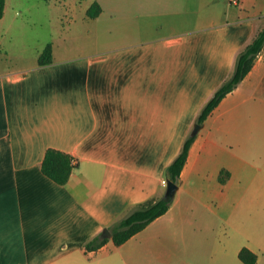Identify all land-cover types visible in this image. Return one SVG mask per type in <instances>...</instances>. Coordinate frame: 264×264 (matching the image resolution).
<instances>
[{"label":"crops","instance_id":"1","mask_svg":"<svg viewBox=\"0 0 264 264\" xmlns=\"http://www.w3.org/2000/svg\"><path fill=\"white\" fill-rule=\"evenodd\" d=\"M107 1H94L97 18L87 15L94 2L85 6L95 29L84 47L53 43V62L40 66L45 48L28 59L9 45L24 11L10 12L6 0L0 264H244L245 247L262 264L264 49L197 134L169 211L120 246L108 238L86 251L137 205L165 195L167 167L264 27L258 0ZM48 149L77 161L66 185L42 172Z\"/></svg>","mask_w":264,"mask_h":264},{"label":"trees","instance_id":"2","mask_svg":"<svg viewBox=\"0 0 264 264\" xmlns=\"http://www.w3.org/2000/svg\"><path fill=\"white\" fill-rule=\"evenodd\" d=\"M6 0H0V21L5 13ZM102 11L98 2H94L87 11L90 18H97ZM264 49V27L257 34L254 40L248 44L237 56L235 67L232 75L226 79L223 84L215 91L210 100L199 113L196 124L204 125L208 117L219 106L222 100L231 92H233L239 84L252 71L257 58ZM53 62V47L49 44L39 57V65L44 66ZM197 135L191 134L185 140L181 152L173 160L166 169V176L177 185L181 183V174L188 161L189 153ZM78 168V163L75 158L63 151L57 149H48L44 160L41 164L42 172L58 183L66 185L73 172ZM230 176L229 172L223 170L220 180L225 182ZM172 198H151L137 205L134 210L126 217L115 222L109 230L112 233L113 242L120 246L131 239L134 235L144 230L148 225L159 217L165 215L172 203ZM109 241L108 238H103L97 235L85 244L86 251L97 250ZM240 260L244 264H256L257 255L248 248H243L239 254Z\"/></svg>","mask_w":264,"mask_h":264},{"label":"rangeland","instance_id":"3","mask_svg":"<svg viewBox=\"0 0 264 264\" xmlns=\"http://www.w3.org/2000/svg\"><path fill=\"white\" fill-rule=\"evenodd\" d=\"M95 0H8L9 11L12 6L22 9L24 14L9 26L13 30L14 41L10 46L16 52L21 49L28 51V59L33 58L38 50L49 44H57L65 49H78L86 44L89 32L95 29L94 24H88L85 6ZM105 5L108 2L103 0ZM254 13L264 8L263 0H258ZM107 17V16H105ZM8 25L10 19L7 20ZM22 24V25H21ZM23 29L24 32L20 30ZM240 230L255 231L254 228H238ZM236 236L240 234L235 231ZM264 264V260L262 262Z\"/></svg>","mask_w":264,"mask_h":264},{"label":"water","instance_id":"4","mask_svg":"<svg viewBox=\"0 0 264 264\" xmlns=\"http://www.w3.org/2000/svg\"><path fill=\"white\" fill-rule=\"evenodd\" d=\"M202 129V126L200 124H195L191 135L195 136L199 133V131ZM167 189L165 192V198H175V195L179 189V185L175 184L174 182H172L171 180H167ZM103 238H112V233L109 229H105L101 235Z\"/></svg>","mask_w":264,"mask_h":264},{"label":"built area","instance_id":"5","mask_svg":"<svg viewBox=\"0 0 264 264\" xmlns=\"http://www.w3.org/2000/svg\"><path fill=\"white\" fill-rule=\"evenodd\" d=\"M233 2L235 3V2H236V0H233ZM163 183H164V184H167L166 180H165V181H163Z\"/></svg>","mask_w":264,"mask_h":264}]
</instances>
